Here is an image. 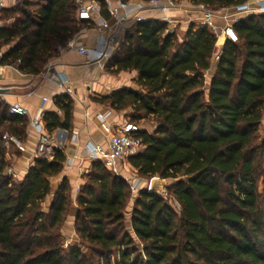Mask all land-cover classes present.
<instances>
[{
	"label": "trees",
	"instance_id": "16d2710c",
	"mask_svg": "<svg viewBox=\"0 0 264 264\" xmlns=\"http://www.w3.org/2000/svg\"><path fill=\"white\" fill-rule=\"evenodd\" d=\"M190 2L218 10L248 0ZM33 5L36 10H28ZM5 10L22 14L0 27L1 65L26 74H39L58 56L59 46L94 27L92 20L78 17L73 0H24ZM234 29L239 41H225L209 85L205 72L218 43L210 28L192 24L182 39L157 19L133 21L126 29L107 68L137 70L140 89L123 87L97 101L117 111L131 107L133 123L156 120L154 132H132L145 147L129 162L141 178L176 180L168 191L181 210L142 187L131 232L125 221L129 185L93 161L75 218L89 251L77 244L64 252L62 226L72 205L68 178L49 210L43 208L51 179L64 169V149L54 148L51 160L37 158L22 180L8 173L2 135L9 131L23 142L28 118L11 114L0 98V264H264L262 134L257 142L264 116V12L237 21ZM55 102L64 118L45 112L46 130L70 131L72 98L61 94Z\"/></svg>",
	"mask_w": 264,
	"mask_h": 264
},
{
	"label": "crops",
	"instance_id": "0c3cea01",
	"mask_svg": "<svg viewBox=\"0 0 264 264\" xmlns=\"http://www.w3.org/2000/svg\"><path fill=\"white\" fill-rule=\"evenodd\" d=\"M173 2L172 0H161L160 7L147 10L143 15L146 19L167 22L169 29L177 31L180 39H182L192 24L200 25L202 23L204 12L200 5L190 2V0H173ZM249 2L252 6H257L256 0H250ZM215 11L216 25L219 30H222L228 23L233 24L237 19L241 20L247 17L245 14H235V8H223ZM97 20L98 15L95 14L92 20L94 27L82 30L45 67L46 69L48 66H53L60 79L65 81V85L71 86L74 91V94H68L73 100L70 131L57 129L50 134L46 127L44 130V133L52 138L53 147L64 149L66 154V162L62 173L51 179L52 193L47 199L52 202L62 180L68 178L71 185L72 203L76 207H79L77 202L79 191L85 184L93 164V161L86 157V150L95 143L107 144L108 135L105 133L100 116L106 115L104 122L111 125L115 131L136 133L148 131L152 133L156 129V125L147 127L141 123H133L129 110L131 107L127 108L128 110L117 111L108 103L97 101L98 98L107 96L123 87L133 90L140 89L136 82L139 77L137 70H123L115 73L107 68V64L117 51L125 32H119L117 37L118 46L107 58L91 61L79 52V47H87L90 50L96 48L100 34ZM132 21L128 20L124 23L126 29ZM226 40L223 36L218 39L217 51L219 53L222 52ZM217 61L218 59L213 58L212 67L205 72L206 85L211 83L216 71ZM0 87L3 89L0 98L5 103L11 106L20 102L28 110V126L22 142L23 147L19 148L13 144L7 148L6 153L11 168L17 174L15 179L22 180L38 158L36 151L41 134L30 124L31 118L39 114L44 116L47 111L58 112L64 118V113L56 105L55 97L67 93L56 80L43 81L39 74H26L17 67L8 65L0 67ZM208 93L209 91H207V95ZM44 98H46L45 101ZM263 129L264 116L261 125V130ZM131 167L129 161L122 162L120 175L126 178L131 172ZM70 223L64 226V231L68 237H78L75 229V219Z\"/></svg>",
	"mask_w": 264,
	"mask_h": 264
},
{
	"label": "built area",
	"instance_id": "2783aa9c",
	"mask_svg": "<svg viewBox=\"0 0 264 264\" xmlns=\"http://www.w3.org/2000/svg\"><path fill=\"white\" fill-rule=\"evenodd\" d=\"M78 6V17L83 20H93L95 14L98 15L97 25L100 29V34L97 40V46L94 50L87 47H79L81 54L91 59V61H99L109 57L118 46L117 37L119 32H125L124 23L128 20L136 22L144 21L146 18L144 12L150 9L160 7L161 0H73ZM235 7V14H245L250 16L256 13L264 12V0H256L257 6H252L249 2ZM20 0H0V27L5 26L6 22L1 19L3 10L12 6L18 5ZM173 2V0H172ZM175 3V2H173ZM172 3V4H173ZM204 12L202 25L210 28L218 37H225L232 42H238L239 37L234 29V23H228L222 30H219L216 25V11L215 9L206 5H200ZM105 11L108 17L103 15ZM240 19H237L239 21ZM235 22V23H236ZM67 47V46H65ZM65 47L59 46L58 50L61 52ZM220 53L216 51L214 58L219 59ZM3 52L0 51V67L2 62ZM43 81L56 80L59 85L65 89L67 94H74L71 86H66L65 81L60 79L59 74L53 69V66H48L39 73ZM46 98H44V101ZM10 113L19 116H27V108L20 102L14 103L10 106ZM103 121L105 133L108 135L107 144L95 143L86 150V157L92 161L102 162L106 168L113 173L120 175V165L122 162H128L131 156H134L144 150L143 140L132 134V132L115 131L111 125L105 123L106 115L100 116ZM30 124L37 129L41 134L36 156L38 158H45L51 160L54 157V147L52 138L44 133L45 126L43 123V116L41 114L31 118ZM76 135V134H75ZM2 140L6 148L11 145H16L19 148L23 147L21 140L9 133L2 135ZM262 140L264 141V129L262 132ZM8 173L14 178L17 174L14 173L10 167ZM138 179H134L130 185L133 193L139 192L142 187L138 183Z\"/></svg>",
	"mask_w": 264,
	"mask_h": 264
},
{
	"label": "rangeland",
	"instance_id": "374dc122",
	"mask_svg": "<svg viewBox=\"0 0 264 264\" xmlns=\"http://www.w3.org/2000/svg\"><path fill=\"white\" fill-rule=\"evenodd\" d=\"M21 1H24V0H20ZM19 2V3H20ZM12 7H16V6H12ZM12 7H9L12 8ZM36 5H33L31 7L28 8V10H36ZM22 13L20 10H17V11H7L5 10L2 14H1V19L6 22V24H12L16 18L18 16H20ZM133 24V21L130 22L128 24L129 27H131V25ZM128 110V109H127ZM130 110V114H132V109L129 108ZM139 123L141 124H144V126H147V127H150V125L153 127L156 125V120H154L153 117H149L145 120H142L140 121ZM6 133H9V131H5ZM263 130H260L259 131V139H258V144H261V134H262ZM260 167H259V171H261L260 173V178H259V192L260 193H264V156L261 157L260 159ZM128 167H130L128 165ZM92 168V166H91ZM128 176V177H127ZM126 176L125 181L127 183V185H129L130 187V194H131V197H130V200L128 202V205L125 209V221H126V225L127 227L129 228V230L132 232L131 230V219H132V213H133V210H134V207H135V201H136V198L138 196V192L137 193H133L132 189H131V185L130 183L134 180V179H138V183H140L139 185H141V187H144L145 189L147 190H152V185L153 183L156 184V186L154 187L153 190H156V192L159 194V195H162L165 200L168 202V204L178 213H180V210H181V206L180 204L178 203V201L174 198V196L171 194V192L168 191V187H170L173 183L176 182V180L174 179H161L160 177H154V178H141L138 173L136 172V170L134 168L131 167V172ZM50 204L51 202L46 199L43 203V208L44 210L48 211L49 208H50ZM77 209L78 207H76L75 205H71V209L69 210L68 212V215H67V219H66V222L64 223V225L62 226V241H63V248H64V252L65 254H67V252L70 250V247L72 245H82L83 248L85 249V251H89L87 249V246H86V242L85 241H82L81 238L78 236V237H68V235L66 234V232L64 231V226L68 225V224H71L70 222H73L74 219L76 218V214H77ZM90 253V252H89ZM105 259H110V256H105L104 257ZM113 259H115V257L113 256Z\"/></svg>",
	"mask_w": 264,
	"mask_h": 264
},
{
	"label": "water",
	"instance_id": "95a60500",
	"mask_svg": "<svg viewBox=\"0 0 264 264\" xmlns=\"http://www.w3.org/2000/svg\"><path fill=\"white\" fill-rule=\"evenodd\" d=\"M1 92H3V89L0 87V93ZM60 131H63V130L60 129ZM186 179H187V181H190L192 179V177H187ZM155 186H156V184L153 183L152 188H151L152 190H150V191H155L156 192V190H153Z\"/></svg>",
	"mask_w": 264,
	"mask_h": 264
}]
</instances>
